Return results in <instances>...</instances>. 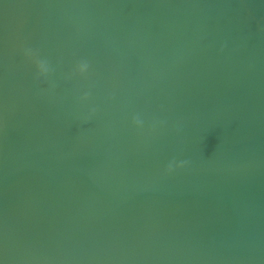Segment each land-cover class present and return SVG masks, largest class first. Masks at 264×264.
I'll use <instances>...</instances> for the list:
<instances>
[{"label":"water","instance_id":"1","mask_svg":"<svg viewBox=\"0 0 264 264\" xmlns=\"http://www.w3.org/2000/svg\"><path fill=\"white\" fill-rule=\"evenodd\" d=\"M0 264H264V0H0Z\"/></svg>","mask_w":264,"mask_h":264}]
</instances>
